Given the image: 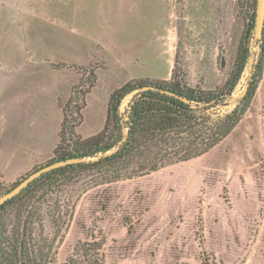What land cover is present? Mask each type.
I'll return each mask as SVG.
<instances>
[{"label":"rangeland","instance_id":"374dc122","mask_svg":"<svg viewBox=\"0 0 264 264\" xmlns=\"http://www.w3.org/2000/svg\"><path fill=\"white\" fill-rule=\"evenodd\" d=\"M254 12L255 0H0V21L35 22L30 30L42 38V62L34 65L42 68L43 84L49 62L56 82L68 81L73 69L80 73L71 101H64L68 119L104 68L79 127L83 136L97 122L98 96L129 79L168 81L175 71L196 90L221 91L241 38L255 68L260 46L248 33ZM246 66L232 96L217 106L221 113L248 92ZM251 88L239 123L201 156L110 183L103 171L83 168L62 183L35 184L13 205L20 223L31 220L41 264H264V61ZM110 133L108 143L116 131ZM72 148L63 134L61 151ZM52 157L15 181L0 178V196Z\"/></svg>","mask_w":264,"mask_h":264},{"label":"trees","instance_id":"16d2710c","mask_svg":"<svg viewBox=\"0 0 264 264\" xmlns=\"http://www.w3.org/2000/svg\"><path fill=\"white\" fill-rule=\"evenodd\" d=\"M248 33L253 35L252 29H249ZM257 42L260 46L259 65L255 66L252 73L249 90L242 99H239V104L227 113L218 111L217 106L227 99L247 64L250 55L243 38L240 40L233 68L223 90L217 92L196 90L187 85L182 78L177 80L175 71L168 81L147 82L142 79H129L111 92L103 128L94 135L82 137L76 132V128L83 119L85 95L96 83L95 75L94 80L81 92V102L75 105L71 112L75 114L74 117L67 118L65 108L67 103H63L59 143L53 150V157L46 164L74 157L96 158L44 173L17 196L0 206V264H41L43 255L32 235L31 220L26 217L23 224L20 223L18 221L21 215L20 207L13 205L20 198L25 199L32 194L35 184L62 183L68 173L83 168L103 171L104 176H107L106 181L110 183L121 177L148 174L164 165L201 156L222 141L241 120L252 96L251 84L262 70L264 29L262 38ZM147 85L158 90L138 91ZM74 89L75 86L73 94ZM131 93L133 95L127 107L120 113L121 101ZM71 99L72 96L67 102ZM109 130L111 133L116 131V135L114 140L108 143L109 139L105 138ZM65 133L73 147L69 151L60 149V140ZM111 133L109 136H112ZM123 137L125 139L118 150L106 156H99L113 149ZM11 206L16 208L14 219L10 218Z\"/></svg>","mask_w":264,"mask_h":264},{"label":"crops","instance_id":"0c3cea01","mask_svg":"<svg viewBox=\"0 0 264 264\" xmlns=\"http://www.w3.org/2000/svg\"><path fill=\"white\" fill-rule=\"evenodd\" d=\"M33 23L20 18L0 21V59L3 61L0 60V178L5 183L15 181L34 165L51 157L59 142L62 104L73 94L80 75L73 69L74 76L68 81L61 77V81L56 82L58 78L52 74L55 66L49 62V67L44 69L47 80L42 83V68L34 65L42 62V38L37 39L31 32ZM25 32L28 37L22 35ZM99 73L95 85L85 95L83 117L91 104L90 98L99 88ZM110 94L98 96L93 103L97 122L88 136L103 128ZM79 127L76 132L88 137L79 133Z\"/></svg>","mask_w":264,"mask_h":264},{"label":"water","instance_id":"95a60500","mask_svg":"<svg viewBox=\"0 0 264 264\" xmlns=\"http://www.w3.org/2000/svg\"><path fill=\"white\" fill-rule=\"evenodd\" d=\"M263 29H264V0H255V12H254V21H253V39L254 41L260 40L263 35ZM254 62V57L252 55L249 56L247 60V69L251 70L252 73L254 72L255 68L253 66ZM148 89H153V90H158L154 86H144L140 88L138 91L142 92ZM162 92H166L169 94H172L169 91H164L161 90ZM247 87H245L241 94H240V99L243 98L246 94ZM232 96L231 93L228 95V97ZM188 101V100H185ZM125 137L122 138V140L115 145V147L112 150H109L105 153L100 154L99 156H106L109 155L116 150H118L124 141ZM98 156V157H99ZM90 159H85V158H79V157H74V158H68L64 160H58L54 162H50L46 165H43L34 171L30 172L27 174L23 179H21L18 183H16L10 190H8L6 193L2 194L0 196V206L5 204L7 201L10 199L14 198L17 196L24 188H26L31 182H33L35 179L39 178L41 175L44 173H47L51 170L57 169L59 167L68 165V164H73V163H80V162H86L89 161Z\"/></svg>","mask_w":264,"mask_h":264}]
</instances>
